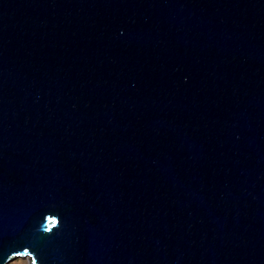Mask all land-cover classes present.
Segmentation results:
<instances>
[{"label":"water","instance_id":"water-1","mask_svg":"<svg viewBox=\"0 0 264 264\" xmlns=\"http://www.w3.org/2000/svg\"><path fill=\"white\" fill-rule=\"evenodd\" d=\"M15 251L264 264V0H0V264Z\"/></svg>","mask_w":264,"mask_h":264},{"label":"clouds","instance_id":"clouds-1","mask_svg":"<svg viewBox=\"0 0 264 264\" xmlns=\"http://www.w3.org/2000/svg\"><path fill=\"white\" fill-rule=\"evenodd\" d=\"M60 227V225H56V228L58 229ZM41 231L43 233H47V234H51L53 231H52V228L50 227H43L41 229ZM28 250L29 248L26 247L23 249V251L27 254L28 253ZM19 254V251H15L13 252L9 257H8V260H11L13 256H16ZM7 264V262H6ZM31 264H39V261L36 259V255L31 251Z\"/></svg>","mask_w":264,"mask_h":264},{"label":"rangeland","instance_id":"rangeland-1","mask_svg":"<svg viewBox=\"0 0 264 264\" xmlns=\"http://www.w3.org/2000/svg\"><path fill=\"white\" fill-rule=\"evenodd\" d=\"M7 264H29V261L25 257H15L10 260Z\"/></svg>","mask_w":264,"mask_h":264},{"label":"bare ground","instance_id":"bare-ground-1","mask_svg":"<svg viewBox=\"0 0 264 264\" xmlns=\"http://www.w3.org/2000/svg\"><path fill=\"white\" fill-rule=\"evenodd\" d=\"M25 258H27V259H28V261H29V257L25 256ZM29 264H31V263H30V261H29Z\"/></svg>","mask_w":264,"mask_h":264}]
</instances>
